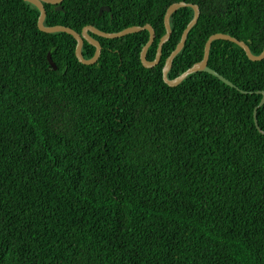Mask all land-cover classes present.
Returning a JSON list of instances; mask_svg holds the SVG:
<instances>
[{"label":"trees","instance_id":"trees-1","mask_svg":"<svg viewBox=\"0 0 264 264\" xmlns=\"http://www.w3.org/2000/svg\"><path fill=\"white\" fill-rule=\"evenodd\" d=\"M178 2L200 15L169 79L218 32L263 51L264 0H63L44 3L45 24H150L153 60ZM39 14L0 0V264H264V58L215 40L208 66L234 86L205 71L170 86L162 69L192 7L171 15L152 68L140 59L148 30L90 33L102 52L87 65ZM95 50L84 42L86 58Z\"/></svg>","mask_w":264,"mask_h":264},{"label":"water","instance_id":"water-1","mask_svg":"<svg viewBox=\"0 0 264 264\" xmlns=\"http://www.w3.org/2000/svg\"><path fill=\"white\" fill-rule=\"evenodd\" d=\"M25 1L33 4L34 6H36L39 9L40 14L38 17V28L41 31L47 32V33L66 32V33H69L72 36H74V38L76 39V48H75L76 57L81 63L87 64V65L94 64L99 59L101 52H102V46L100 44V41L98 39H96L94 36H92L90 33H94L98 36L106 37V38H117V37L125 36L129 33H135V32H140L143 30H148L149 31V39H148L147 43L143 46L141 53H140L141 62L143 64V66L146 68H152V67L156 66L161 60L163 45L170 38L171 33H172L171 22H170L171 15L181 7H185V6L192 7L194 10V16H193L192 20L186 26L185 30L183 31L181 40L177 44L176 48L167 57L165 64L163 66V69H162L163 79L170 86H177L188 75L196 73V72H200V71L209 72V73L219 77L221 80H223L227 84L234 86V84L231 81H229L225 77L221 76L217 71H215L214 69H212L208 66L211 46L215 40H226V41L234 42L235 44L240 46L245 51L248 58L252 61H259V60H262L264 58V49L259 55H255L252 53L250 47L244 41L239 40L230 34L218 32V33L212 34L207 39L205 46H204L203 58L199 62L192 65L190 68L185 70L179 76H177L173 79H169L168 73L172 67L173 60L177 56V54H179L181 52V50L183 49L190 30L195 26V24L198 21V18L200 15V9H199L198 5L186 3V2H178V3H173L168 7V9L165 13V17H164V25H165L166 32L160 38L155 58L153 60H148L147 51H148L149 47L152 45V43L154 42V38H155V30L150 24H145L143 26L127 27L124 30H121L119 32H105V31H102V30L96 28L94 25H87L82 29L81 32H77L76 30H74L68 26H64V25L49 26V25L45 24V19H46L47 13H46L44 3L53 4L56 6L55 7L56 10H62L63 7L60 5V3L63 0H25ZM104 10H110V7L109 6H102L99 10V14H102ZM85 41H87L89 44L93 45L96 49L95 54L91 58H86L83 54V46H84ZM47 57H48V61L53 66V68L57 69V65L53 61L50 52L48 53ZM263 102H264V98H263L261 103H263ZM255 124L258 127V121H257L256 113H255Z\"/></svg>","mask_w":264,"mask_h":264}]
</instances>
